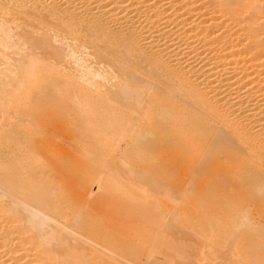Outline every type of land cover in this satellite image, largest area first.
Here are the masks:
<instances>
[{
  "label": "bare ground",
  "instance_id": "obj_1",
  "mask_svg": "<svg viewBox=\"0 0 264 264\" xmlns=\"http://www.w3.org/2000/svg\"><path fill=\"white\" fill-rule=\"evenodd\" d=\"M0 59V264H264V0H0Z\"/></svg>",
  "mask_w": 264,
  "mask_h": 264
},
{
  "label": "rangeland",
  "instance_id": "obj_2",
  "mask_svg": "<svg viewBox=\"0 0 264 264\" xmlns=\"http://www.w3.org/2000/svg\"><path fill=\"white\" fill-rule=\"evenodd\" d=\"M2 64H3V62H2V60L0 59V65L2 66ZM5 64V63H4ZM5 65H4V67L2 66V72H3V70L5 69ZM0 71H1V68H0ZM3 73H6L5 72V70H4V72ZM3 77V75H0V78H1V81H2V79H4V78H2ZM1 81H0V85H1ZM198 245V244H197ZM196 246V245H195ZM199 246V245H198ZM198 246H196L197 247V250H200V249H198L199 247ZM202 250H204L203 252H205L206 250L204 249V248H202ZM202 250H200L201 251V253H202ZM204 260H206V259H203V260H199L198 261V259L196 260H194V261H192L193 263H195V264H207L208 262H206V261H204ZM209 264V263H208Z\"/></svg>",
  "mask_w": 264,
  "mask_h": 264
}]
</instances>
